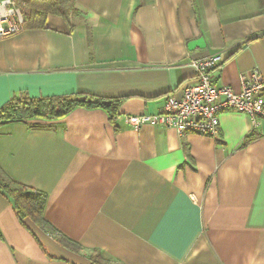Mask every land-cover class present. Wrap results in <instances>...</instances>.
<instances>
[{
    "label": "crops",
    "instance_id": "0c3cea01",
    "mask_svg": "<svg viewBox=\"0 0 264 264\" xmlns=\"http://www.w3.org/2000/svg\"><path fill=\"white\" fill-rule=\"evenodd\" d=\"M70 26L0 39V107L13 97L119 100L0 125V172L46 195L63 245L0 190V264H264V117L219 114L217 138L134 128L218 53L217 86L264 80V0H76ZM37 124V125H36ZM74 244V245H73Z\"/></svg>",
    "mask_w": 264,
    "mask_h": 264
},
{
    "label": "built area",
    "instance_id": "2783aa9c",
    "mask_svg": "<svg viewBox=\"0 0 264 264\" xmlns=\"http://www.w3.org/2000/svg\"><path fill=\"white\" fill-rule=\"evenodd\" d=\"M23 17L15 0H0V39L23 28ZM221 61L218 53L191 61L194 72L191 83L184 84L179 94L167 96L156 114L128 115L125 121L138 128L141 125L161 124L174 128L179 134L186 132L217 138L219 114L234 110L249 115L256 123L264 117V80L257 70L241 79V91L217 86L212 71Z\"/></svg>",
    "mask_w": 264,
    "mask_h": 264
},
{
    "label": "trees",
    "instance_id": "16d2710c",
    "mask_svg": "<svg viewBox=\"0 0 264 264\" xmlns=\"http://www.w3.org/2000/svg\"><path fill=\"white\" fill-rule=\"evenodd\" d=\"M76 0H15L23 17V27L41 28L48 14L63 18L70 26L73 18L81 17L75 7ZM262 33L261 35H263ZM119 100H107L88 95L63 97H13L0 107V125L31 119H57L65 116L77 106L102 107L110 116L117 112ZM37 125V124H36ZM0 190L7 195L20 219L30 218L48 234L56 237L63 245H71L65 237L55 232L44 218L46 195L21 183L11 180L0 172ZM74 245V244H73Z\"/></svg>",
    "mask_w": 264,
    "mask_h": 264
}]
</instances>
